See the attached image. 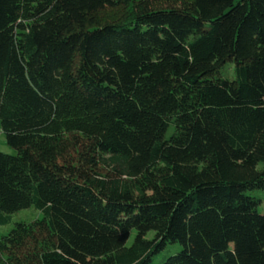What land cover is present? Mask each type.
Returning <instances> with one entry per match:
<instances>
[{
    "label": "trees",
    "instance_id": "1",
    "mask_svg": "<svg viewBox=\"0 0 264 264\" xmlns=\"http://www.w3.org/2000/svg\"><path fill=\"white\" fill-rule=\"evenodd\" d=\"M0 130V264H264V0H0Z\"/></svg>",
    "mask_w": 264,
    "mask_h": 264
},
{
    "label": "rangeland",
    "instance_id": "2",
    "mask_svg": "<svg viewBox=\"0 0 264 264\" xmlns=\"http://www.w3.org/2000/svg\"><path fill=\"white\" fill-rule=\"evenodd\" d=\"M127 13H128V8L117 6L113 8L104 9L101 12V15L103 19L116 20L124 15H127ZM224 71H225L223 72L224 75L231 76L232 75L231 65H228ZM0 152L11 155L16 153L15 149L6 143L5 135L1 130H0ZM256 194L260 198V203L258 206L259 210L262 211L264 210V190H257ZM38 217H40V212L34 210L33 208H25L20 211H17L13 214L11 222L9 224L0 227V235L5 233L8 229H10L15 224V222L30 221ZM150 234L152 233L150 232L149 235ZM131 236H132V232H131ZM178 248H179L178 244H167L159 254L154 256L153 264H159L164 259L165 256L174 253L175 251L178 250Z\"/></svg>",
    "mask_w": 264,
    "mask_h": 264
}]
</instances>
